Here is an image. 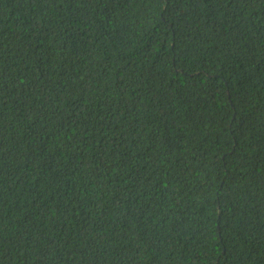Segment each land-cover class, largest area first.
Segmentation results:
<instances>
[{"label": "trees", "instance_id": "16d2710c", "mask_svg": "<svg viewBox=\"0 0 264 264\" xmlns=\"http://www.w3.org/2000/svg\"><path fill=\"white\" fill-rule=\"evenodd\" d=\"M0 264H264V0H0Z\"/></svg>", "mask_w": 264, "mask_h": 264}]
</instances>
